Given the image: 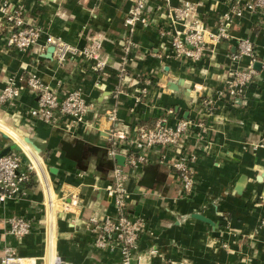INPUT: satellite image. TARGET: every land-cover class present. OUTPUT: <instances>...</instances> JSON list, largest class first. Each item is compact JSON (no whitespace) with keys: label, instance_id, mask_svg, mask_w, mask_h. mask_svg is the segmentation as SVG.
I'll return each instance as SVG.
<instances>
[{"label":"crops","instance_id":"obj_1","mask_svg":"<svg viewBox=\"0 0 264 264\" xmlns=\"http://www.w3.org/2000/svg\"><path fill=\"white\" fill-rule=\"evenodd\" d=\"M5 1L12 7L22 5L27 21L79 48L93 38L100 40L99 54L107 60L102 72L93 71L92 61L78 55L60 65L54 56L49 59L43 55L49 46L45 43V34L28 50L8 46L6 36L10 25L0 11V87L10 76L22 79L34 71L60 95L72 88H82L87 101L92 103V110L86 125L71 130L74 135L95 144L110 142L112 148L129 149L128 143L114 145L110 136L104 137L98 131L110 133L107 113L114 108L130 135L138 127L153 126L163 118L173 125L179 118L202 117L209 125L205 147L196 142L195 136L181 148L198 155L191 193H183L172 165L177 150L154 147L146 154L145 163L163 164L165 183L169 185L166 195L162 192L163 184L159 189L140 184L145 163L131 170L128 213L132 217L142 216L146 221L139 239V252L147 253L152 247L158 250L147 263L188 260L193 264L217 261L264 264V229L260 227L264 219V149L253 147V143L264 140V14L246 12L237 18L232 37L216 46V56L194 63L179 59L158 31V27L168 26L171 20L166 3L176 5L181 0H151V24L138 25L131 35L135 47L130 55L129 78L122 83L123 91L115 97L120 59L130 35L124 18L134 0H0V5ZM224 1H202L199 13L210 27L214 28L217 19L227 10ZM238 37L253 40L261 68H255L257 75L242 98L246 101L217 99L213 110L208 112L200 101L218 98L217 92L229 67L226 54L235 50ZM247 60L241 64L245 65ZM181 77L191 86V105L182 93L167 87L170 80ZM147 79L151 80L150 84H145ZM145 85L147 94L143 101L137 102L136 95ZM35 106L37 97L27 87H23L14 106L0 105V125L6 127L9 137L4 138L3 148L11 145L12 151L22 153L25 165L30 160L25 152L32 155L29 149L37 164L33 181L27 184V196L0 204V217L21 215L35 222L31 233L18 239L0 220V264L7 246L13 247L18 255L35 257L38 264H120L118 252L101 250L94 245L96 234L89 219L98 211L88 203L97 197L96 178L90 170H80L59 147L60 138L69 130L70 120L64 117L51 126L38 118H30L27 111ZM15 112L21 116L18 120L13 117ZM10 125L35 136V142L41 147L40 154L18 137ZM52 167L55 172L50 171ZM242 174H246L247 182L243 192L238 193L234 189ZM105 188L103 198H109L108 209L112 212L113 200ZM48 192L55 202L52 209L45 202ZM196 212L217 225L193 217ZM221 240L228 246L223 247Z\"/></svg>","mask_w":264,"mask_h":264},{"label":"built area","instance_id":"obj_2","mask_svg":"<svg viewBox=\"0 0 264 264\" xmlns=\"http://www.w3.org/2000/svg\"><path fill=\"white\" fill-rule=\"evenodd\" d=\"M202 1L181 0L176 5L166 3L171 20L168 26L158 27V31L181 60L197 63L215 57L216 46L232 37L231 31L237 18L244 16L246 12L264 14V0H225L228 8L217 19L213 28L199 13ZM0 11L4 20L10 25L6 36L8 46L22 51L28 50L39 43L41 36L45 34V43L54 46L53 56L60 65H64L70 58L78 55L92 61L93 71L102 72L105 69L107 60L99 54L102 46L100 40L93 38L85 47L79 48L62 37L47 34L42 26L27 21L22 5L12 7L5 1L0 5ZM150 12L147 0H134L124 18V24L128 27L130 35L120 59L119 86L116 85L115 97L123 91L122 83L129 78L130 55L135 47L131 35L138 25L147 27L151 24ZM226 56L229 60V67L223 86L217 92L218 98L201 99L200 101L202 108L210 110H207L208 112L213 110L217 99L224 98L235 103L244 101L245 98L244 100L242 98L246 96L249 85L257 75L254 63L258 61V54L255 43L250 37H238L235 50L227 52ZM245 60L248 62L242 65L241 62ZM150 83V79L145 81V84ZM23 87H27L38 97L37 106L27 111L30 118H38L54 126L66 117L70 120L68 123L70 131L88 123L87 115L92 110V103L87 101L82 88H72L60 95L34 71H30L22 79L10 76L5 85L0 87V105L14 106L22 94ZM147 91V85H145L136 95V101H143ZM238 98L241 102L236 101ZM109 112L107 119L111 121L110 139L114 145L119 142L128 143L129 149H126L125 154L126 168L115 165L112 170L113 181L105 188L116 209L112 212L109 209L105 210L102 217L101 213L96 212L89 219L94 225L96 234L94 245L101 250L118 252L120 264H149L147 260L155 256L158 250L152 247L147 253L139 252V239L146 221L142 216L132 217L128 213L131 198L128 181L131 170L143 165L147 161V152L154 147L177 150L172 165L181 181L183 193H191L195 184L194 163L198 155L194 152H185L181 148L185 141L195 136L196 142L205 147V136L209 125L202 117L198 119L179 118L173 125L163 118L153 127H138L136 133L130 135L127 131L114 128V124L119 121L116 108ZM169 113L172 114L173 110L170 109ZM0 133L8 135L6 127L2 124ZM253 147L264 149V140L253 143ZM28 152L36 158L31 150L28 149ZM112 152H116V148H113ZM25 154L30 159L26 165L22 153L11 151L0 155V204L8 199L20 200L27 196V184L33 181V171L37 170V164L32 155L26 152ZM45 202L49 209L53 208L55 202L51 193L48 192ZM0 220L6 224L7 231L18 239L31 233L35 226L33 219L21 215L0 217ZM260 227L264 229V219ZM221 242L223 247L228 246L226 241L221 240ZM1 264H38V261L35 257L18 255L13 247L7 246L1 257ZM167 264L193 263L188 260H169ZM215 264L228 263L217 261Z\"/></svg>","mask_w":264,"mask_h":264},{"label":"water","instance_id":"obj_3","mask_svg":"<svg viewBox=\"0 0 264 264\" xmlns=\"http://www.w3.org/2000/svg\"><path fill=\"white\" fill-rule=\"evenodd\" d=\"M148 9L151 11L152 2L151 0H147ZM54 46L49 45L46 49V52L43 54L46 58L51 59L53 57ZM254 68L260 69L261 63L256 61L254 63ZM103 88V85L100 86ZM167 87L175 92V93H182L184 98L186 99L187 103L191 105L192 100V89L191 86L185 81L184 78H179L177 81H169L167 83ZM37 97V96H36ZM38 98V97H37ZM237 102H241L238 98ZM13 117L15 120H18L21 116L18 112H15ZM108 120V119H107ZM6 120H3L5 122ZM111 123L110 120H108ZM16 122V121H15ZM14 122V123H15ZM17 125V123H15ZM13 132L20 137L36 154H40L41 147L35 142V136L31 137L29 132L26 131L24 133L19 128L10 125ZM114 128L120 131H126L127 127L123 125L121 121H117L114 124ZM85 130L88 132L90 131L85 127ZM95 130V129H93ZM101 135L104 137L110 136V133L105 132L103 130H98ZM4 138H9L6 134L1 133ZM59 147L64 152V155L75 161L77 167L80 170L87 171L90 170L93 173L94 177L97 180V184L99 185L97 197L95 200H90L88 205L90 207H95L96 210L101 213V217L105 210H107L110 206L109 198L105 200L103 198L104 195V188L113 181V172L115 165H120L123 168H126V153L127 150L124 148L116 147V152H112L113 148L111 147L110 142L106 145L95 144L89 141L84 140L80 136L74 135L70 129L63 133V136L59 140ZM12 146L8 145L3 148L0 152V155L11 152ZM163 166V164H162ZM159 162L153 161L152 163H145L143 165V175L140 180V184L148 187V188H156L159 189L160 185L163 184L162 192L163 195H166L167 188L169 185L165 183V175L162 167ZM50 171L55 172V168H50ZM260 179V178H259ZM247 182L246 174H242L238 179L234 191L238 193H242L244 187ZM113 209L115 210L116 207L114 203L112 204ZM193 217L201 219L203 221H207L213 226H216V223H213L211 219L203 215L202 213H193Z\"/></svg>","mask_w":264,"mask_h":264},{"label":"trees","instance_id":"obj_4","mask_svg":"<svg viewBox=\"0 0 264 264\" xmlns=\"http://www.w3.org/2000/svg\"><path fill=\"white\" fill-rule=\"evenodd\" d=\"M154 126V125H153ZM153 126H147V128H150V127H153ZM4 137L2 136V134L0 133V149H2L3 148V143H4ZM12 152H17V151H12ZM23 168H24V166H23Z\"/></svg>","mask_w":264,"mask_h":264}]
</instances>
